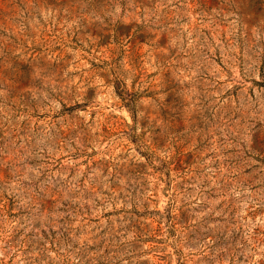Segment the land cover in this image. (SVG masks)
<instances>
[{"label": "rangeland", "instance_id": "obj_1", "mask_svg": "<svg viewBox=\"0 0 264 264\" xmlns=\"http://www.w3.org/2000/svg\"><path fill=\"white\" fill-rule=\"evenodd\" d=\"M0 264H264V0H0Z\"/></svg>", "mask_w": 264, "mask_h": 264}]
</instances>
